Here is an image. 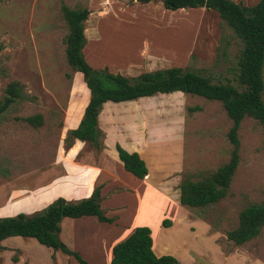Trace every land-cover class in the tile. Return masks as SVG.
I'll list each match as a JSON object with an SVG mask.
<instances>
[{"label":"rangeland","instance_id":"rangeland-1","mask_svg":"<svg viewBox=\"0 0 264 264\" xmlns=\"http://www.w3.org/2000/svg\"><path fill=\"white\" fill-rule=\"evenodd\" d=\"M233 1L249 5L257 0ZM153 4L0 0V100L9 81L20 86V96L0 115V217L34 211L40 205L34 198L42 189L54 186V179L65 176L69 180L74 165L83 160L95 162L99 156L85 141L70 137L88 90L65 60L67 25L61 5L88 9L82 51L94 68L106 67L132 77L142 71L180 66L208 76L212 82L229 81L237 86L241 42L215 11L199 7L170 13L159 8L157 1ZM262 79L264 84V67ZM261 99L264 101V90ZM145 100L155 102L156 116L162 121V142L144 152L150 182L162 177L174 162L180 165L182 161L179 179L197 180L229 160L231 120L220 102L192 94L154 95ZM37 113L41 115L38 126L23 119ZM155 128L158 126L147 120V135ZM169 131L179 137V144L170 139ZM237 139V164L223 198L202 208L179 205L171 220H160L159 212L151 213L145 225L154 241V254L171 255L177 264H264V224L256 236L240 245L225 236L236 226L241 208L264 201V133L259 122L244 116ZM100 144L102 148V135ZM163 219L170 223L161 225ZM88 224L89 228L79 232L93 231L90 220L81 226ZM5 241L15 248L0 250V264H13L19 255L27 259L17 264H51L55 250L33 238L11 236ZM58 255L55 264L61 262Z\"/></svg>","mask_w":264,"mask_h":264},{"label":"trees","instance_id":"trees-1","mask_svg":"<svg viewBox=\"0 0 264 264\" xmlns=\"http://www.w3.org/2000/svg\"><path fill=\"white\" fill-rule=\"evenodd\" d=\"M147 1V0H144ZM168 10L203 7L217 13L219 18L233 31L241 42L237 54V86L226 82H212L210 77L180 66H170L142 71L127 77L111 72L106 67L94 68L84 58L85 37L83 22L88 9L68 8L61 5V14L67 25L64 37L66 63L76 72L88 90V98L83 106L81 118L70 130L74 139L85 141L95 150H100L101 131L97 126V114L105 101L121 102L156 93L180 91L183 94L200 96L220 102L231 125L227 137L233 146L229 160L209 175L197 180L184 176L178 184V203L181 206L202 208L223 198L237 164V129L244 116L257 120L264 133V90L262 71L264 67V0L244 5L233 0H162ZM0 100V115L8 105L20 96L17 81H9ZM191 110V108H189ZM33 126L41 124V115L33 114L23 118ZM123 169L136 178L147 173L144 161L136 152H127L117 143L114 145ZM98 187H94L87 197L69 201L57 196L44 207L29 213L17 212L0 217L1 241L7 237L33 238L38 244L72 256L78 264H87L80 255L69 249L59 238V221L63 217L78 218L94 216L98 221L111 222L100 207ZM167 219L161 225L167 226ZM264 224V201L251 203L240 209L236 226L225 233L226 239L240 245L256 236ZM109 264H177L168 254L155 255L152 239L147 226H135L122 240L111 247Z\"/></svg>","mask_w":264,"mask_h":264},{"label":"crops","instance_id":"crops-1","mask_svg":"<svg viewBox=\"0 0 264 264\" xmlns=\"http://www.w3.org/2000/svg\"><path fill=\"white\" fill-rule=\"evenodd\" d=\"M140 1L146 6H154L153 2L157 1L159 8L165 12L168 11V9L163 8L162 0H133L135 4ZM108 8L110 6L105 7V10ZM174 11L170 10V13ZM177 92L180 91L154 95L183 94ZM154 95L121 102H103L97 114V126L102 133V148L97 152V154L99 153L96 158L97 161L90 163L84 160L80 161L74 165L69 180L65 181V176L58 178L57 181L54 179V186L42 189L34 198L36 203H40L37 205L38 207L34 208L37 210L57 196L75 201L87 197L94 187H98L100 207L107 217L112 218L111 222L98 221L94 216L63 217L59 221L58 238L60 240L61 237L66 239V242L61 241L65 245L69 243L71 247H67L76 251L87 264H109L112 245L125 238L135 226H146L145 223L148 224L149 219L152 218L151 213L159 212L160 220L163 217L171 220V216L173 218L180 208L178 203V184L180 181L178 173L181 172L182 161L180 165L177 162L169 165L162 177L150 182L146 162H144L147 168L146 175L143 178H136L123 169L114 148L117 143L127 152H136L143 160L145 150L148 148L156 149L158 143L162 142L160 128L162 121L159 116H156V104L154 101L145 100ZM147 120L149 125L158 126L157 129L149 132V135H147ZM175 131L173 134L176 133ZM170 132L168 133L170 139L179 144V137L170 134ZM60 179H62L61 182ZM167 188L169 189L168 192H163ZM87 220H90V223L95 227L94 230L91 231L92 233L85 229L79 232L82 227H90L89 224L81 226ZM128 221L129 224L126 223ZM150 236L152 237L151 234ZM5 239L1 241L3 247L15 248L13 245L6 244ZM153 242L152 250L154 252ZM57 252L60 251L52 252L51 264L56 263ZM60 253L62 254L58 255L61 260L60 264H78L72 256ZM159 253L161 252L157 251L156 254L159 255ZM26 259V257L19 255L13 264H17L19 261L24 263Z\"/></svg>","mask_w":264,"mask_h":264},{"label":"water","instance_id":"water-1","mask_svg":"<svg viewBox=\"0 0 264 264\" xmlns=\"http://www.w3.org/2000/svg\"><path fill=\"white\" fill-rule=\"evenodd\" d=\"M70 137L73 138V135H71Z\"/></svg>","mask_w":264,"mask_h":264}]
</instances>
